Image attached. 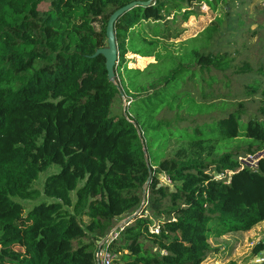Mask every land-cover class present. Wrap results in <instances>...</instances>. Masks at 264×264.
<instances>
[{
  "label": "trees",
  "instance_id": "obj_1",
  "mask_svg": "<svg viewBox=\"0 0 264 264\" xmlns=\"http://www.w3.org/2000/svg\"><path fill=\"white\" fill-rule=\"evenodd\" d=\"M131 3L113 24L110 81L95 53L110 15ZM226 3L0 0V264H96L98 241L124 216L105 246L117 250L110 264H201L211 239L264 221V67L233 73L245 79L240 94L257 101L242 121L243 109L213 101L222 82L212 72L232 65L211 49L217 29L175 43L196 8ZM129 56L151 62L128 67ZM122 91L127 112L111 117ZM242 144L258 153L254 161L238 154ZM51 165L58 171L43 184L45 200L25 213L12 199H38L31 184ZM260 252L264 239L253 247Z\"/></svg>",
  "mask_w": 264,
  "mask_h": 264
},
{
  "label": "rangeland",
  "instance_id": "obj_2",
  "mask_svg": "<svg viewBox=\"0 0 264 264\" xmlns=\"http://www.w3.org/2000/svg\"><path fill=\"white\" fill-rule=\"evenodd\" d=\"M46 3L41 4L38 9L40 12L45 11ZM209 26H214L217 32L213 35V44L211 49L217 51L220 49L222 53H226L232 59L230 69L224 72H212L222 83L215 85L213 91V101H224L230 110L243 109L245 116L242 117L244 121L247 116L254 117L257 109V101L255 99L246 98L240 94L242 86L245 84V79L239 77L240 75L233 74L237 67H264V0H227L225 5L219 7L217 12H211L205 5L195 9V15L188 18L182 25L184 31L175 43L195 38L199 33ZM93 28L97 34L100 32V23L96 19L93 21ZM105 46L100 48H106ZM129 56L127 59H133ZM135 59V63H128V67L139 66L143 67L151 60ZM133 62V61H131ZM230 80L227 86V91H220V85ZM218 92L216 95H214ZM223 94V95H221ZM124 92L116 95L110 107L111 117H121L126 111L128 103H126ZM242 105V108L237 105ZM159 118H164L171 121L173 114L162 112ZM202 120V118H200ZM199 120V121H200ZM224 124L229 128H235V122L231 115L225 116ZM238 154L247 161H254L258 153H253L252 149L246 144L240 145L236 150ZM58 167L51 165L45 171L39 173L36 179L31 184V189L40 193V197L33 199H19L12 200L20 204L26 213L31 206L43 201L42 196L43 184L47 177L56 173ZM160 184L168 185V181L162 174H156ZM148 191L142 190L140 192V208L147 210L149 203ZM47 200V199H46ZM140 209V210H141ZM144 216H149L148 211L143 213ZM128 216L116 219L112 225V232L105 237L100 238L97 247L106 248L109 240L114 238V233L120 227ZM152 226L157 225L156 220L150 218ZM82 222H87V218H82ZM264 239V221L254 226L251 230L245 233H228L219 238L211 239L209 241L210 251L205 255L201 264H259L264 262V252L257 255L253 254V247ZM111 257L117 253L113 248L108 251ZM97 259V258H96Z\"/></svg>",
  "mask_w": 264,
  "mask_h": 264
},
{
  "label": "water",
  "instance_id": "obj_3",
  "mask_svg": "<svg viewBox=\"0 0 264 264\" xmlns=\"http://www.w3.org/2000/svg\"><path fill=\"white\" fill-rule=\"evenodd\" d=\"M134 3H131L117 11H115L113 14L110 15L106 28H105V36H106V48H100L96 51L95 55H102L105 59V69L107 71V76L110 81L113 80L114 77V66L116 63V46L114 41V35H113V24L115 19L121 15L125 10L129 9L131 6H133ZM130 220V216L126 218V220L123 222V224L127 223ZM98 251L96 252V258H97ZM96 264H100L99 260L96 259Z\"/></svg>",
  "mask_w": 264,
  "mask_h": 264
},
{
  "label": "built area",
  "instance_id": "obj_4",
  "mask_svg": "<svg viewBox=\"0 0 264 264\" xmlns=\"http://www.w3.org/2000/svg\"><path fill=\"white\" fill-rule=\"evenodd\" d=\"M122 94V93H121ZM126 98V97H125ZM127 99V98H126ZM126 103L129 104V102H127L126 100ZM150 231L154 234H157L158 233V227L157 225L153 226ZM98 254H97V259L99 260V263L100 264H110V261L112 259L111 255L108 253V251L106 250V248H99L98 247Z\"/></svg>",
  "mask_w": 264,
  "mask_h": 264
},
{
  "label": "crops",
  "instance_id": "obj_5",
  "mask_svg": "<svg viewBox=\"0 0 264 264\" xmlns=\"http://www.w3.org/2000/svg\"><path fill=\"white\" fill-rule=\"evenodd\" d=\"M112 232V230L110 231V233Z\"/></svg>",
  "mask_w": 264,
  "mask_h": 264
},
{
  "label": "clouds",
  "instance_id": "obj_6",
  "mask_svg": "<svg viewBox=\"0 0 264 264\" xmlns=\"http://www.w3.org/2000/svg\"><path fill=\"white\" fill-rule=\"evenodd\" d=\"M121 93H122V92H121ZM121 93H120V94H121Z\"/></svg>",
  "mask_w": 264,
  "mask_h": 264
}]
</instances>
